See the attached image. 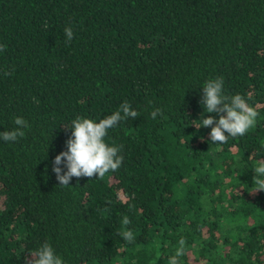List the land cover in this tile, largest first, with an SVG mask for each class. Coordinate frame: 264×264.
<instances>
[{
    "label": "trees",
    "instance_id": "obj_1",
    "mask_svg": "<svg viewBox=\"0 0 264 264\" xmlns=\"http://www.w3.org/2000/svg\"><path fill=\"white\" fill-rule=\"evenodd\" d=\"M0 44V132L18 116L29 124L0 140V240H123L128 229L134 240H264L249 159L264 156V0H0ZM218 76L225 95L250 93L259 113L222 145L194 125L202 87ZM126 101L139 116L105 137L122 146L119 170L58 186L65 127ZM43 242L0 241V264H24ZM47 242L64 264H168L178 246ZM180 264H264V241H186Z\"/></svg>",
    "mask_w": 264,
    "mask_h": 264
},
{
    "label": "clouds",
    "instance_id": "obj_2",
    "mask_svg": "<svg viewBox=\"0 0 264 264\" xmlns=\"http://www.w3.org/2000/svg\"><path fill=\"white\" fill-rule=\"evenodd\" d=\"M48 27L47 23L44 25ZM65 37L67 42H71L74 32L71 26L65 27ZM6 45L0 44V51H3ZM9 75V72H5ZM223 77L210 78L205 81L202 87V96L200 104L204 108L201 114V124H194L199 130L201 127H210L209 140L211 144L222 145L229 138L243 137L251 128L256 125L259 115L256 107L248 101L251 97L249 93L246 97L242 94L228 96L224 94ZM213 114V115H208ZM158 115H163V109L155 107L151 112V117L155 119ZM139 113L133 109L131 103L124 102L119 110L106 116L99 122L83 116H77L69 126L71 135L66 140V149L59 153L53 161L52 171L59 182L58 186H70L73 177L103 178L105 174L116 172L122 166L124 156L120 155L122 146H110L105 137L108 131L115 128L123 120L129 118L135 120ZM14 127L12 130L0 132V140L4 142H14L25 135V128L29 127L28 121L23 117L14 118ZM259 157V158H258ZM249 159H255L253 165V188L252 194L264 191V156L249 155ZM63 165V167H61ZM118 199L124 197L118 194ZM132 197H128L131 199ZM129 207H132L129 205ZM131 223L127 216L122 218V224L127 226ZM118 235L127 243L134 242V234L131 229L119 232ZM186 255V240L181 237L174 255L168 257V264H180V258ZM24 264H64V260L56 253L50 242H43L36 249L29 251L23 257Z\"/></svg>",
    "mask_w": 264,
    "mask_h": 264
}]
</instances>
